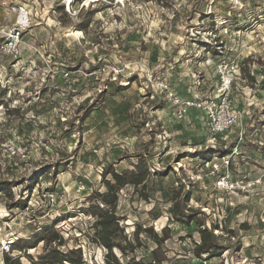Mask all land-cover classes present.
Returning a JSON list of instances; mask_svg holds the SVG:
<instances>
[{
  "label": "rangeland",
  "instance_id": "rangeland-1",
  "mask_svg": "<svg viewBox=\"0 0 264 264\" xmlns=\"http://www.w3.org/2000/svg\"><path fill=\"white\" fill-rule=\"evenodd\" d=\"M19 6L18 53L0 55V264L40 261L45 225L102 264L86 209L107 190L106 167L139 161L149 174L116 207L129 237L137 223L168 229L164 264H264V0H0V25L10 10L18 23ZM222 77L243 117L215 133L203 108L171 94L210 100ZM184 194L220 254H194L198 225L171 212ZM140 237L136 254L151 257L156 241Z\"/></svg>",
  "mask_w": 264,
  "mask_h": 264
},
{
  "label": "trees",
  "instance_id": "trees-1",
  "mask_svg": "<svg viewBox=\"0 0 264 264\" xmlns=\"http://www.w3.org/2000/svg\"><path fill=\"white\" fill-rule=\"evenodd\" d=\"M136 170L119 172L113 169L111 165L106 167L103 172V180L107 186V190L98 194L97 204L91 205L86 211H90L94 216V221L91 227L94 229L92 240L106 249L102 264H164V259L161 256L162 244L170 238L168 229H163V235H159L152 227L144 228L140 223L135 224V231L132 236L125 231V225L121 223L122 216L116 213L119 192L126 185H133L135 190L146 180L148 176L147 167L139 161L135 165ZM111 173L113 179H108L107 175ZM32 185L29 187L31 190ZM10 193V191H9ZM190 195L184 194L182 197L176 195L173 197L171 212L177 220L184 224L195 222L199 227L200 240L196 242L194 254L197 258H205L221 253L220 235L215 232V228H210L205 221L197 216L196 212L190 213L192 209L186 208L185 203L189 201ZM28 203L27 198L18 199L16 206L26 208ZM49 231L40 239L45 242L44 250L40 254V261L28 254L33 264H98L84 259L81 246L68 247L62 249L64 244V236L52 226L43 227ZM145 231L156 241L157 247L153 249L151 257H142L136 254L138 248L143 245L140 234ZM16 241H12V246H16ZM15 247H13L14 249ZM126 259H122V257ZM5 264H22L21 256L11 257L7 253L4 257Z\"/></svg>",
  "mask_w": 264,
  "mask_h": 264
},
{
  "label": "built area",
  "instance_id": "built-area-1",
  "mask_svg": "<svg viewBox=\"0 0 264 264\" xmlns=\"http://www.w3.org/2000/svg\"><path fill=\"white\" fill-rule=\"evenodd\" d=\"M12 10H17V8L14 7ZM9 12L7 13V17L4 18V22L0 25V55H14L18 53L21 25L28 24L29 12L25 7L19 6L17 14L20 21L13 26L8 22V20L11 21V12ZM230 83L228 78L222 77L221 95L213 97L210 100H202L200 98L184 100L173 93L171 94V97H173L172 101L181 104L185 111L189 107L203 108L208 114L212 130L215 133H222L237 124L243 117L242 112L233 106ZM236 153L238 154L237 150L232 151L231 156H234ZM226 157L228 158L227 155H224V158ZM225 162L229 164L230 159L228 158Z\"/></svg>",
  "mask_w": 264,
  "mask_h": 264
}]
</instances>
